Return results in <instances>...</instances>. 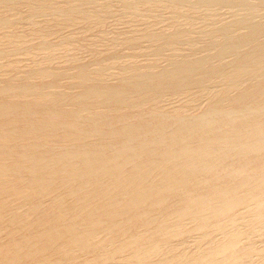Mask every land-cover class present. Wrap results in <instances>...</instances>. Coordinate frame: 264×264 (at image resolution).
<instances>
[{
    "label": "bare ground",
    "instance_id": "obj_1",
    "mask_svg": "<svg viewBox=\"0 0 264 264\" xmlns=\"http://www.w3.org/2000/svg\"><path fill=\"white\" fill-rule=\"evenodd\" d=\"M201 1L203 3H200ZM239 1L244 5L245 0ZM96 2L98 4L101 2V5L99 4L100 8L97 6L96 9L94 8L97 12L92 8ZM214 2L215 0H0V28L4 27L6 29L16 24V26H13V31L22 29V25L18 28L21 24L20 21L18 24V20L26 18L24 15H21L23 14V10L30 13L28 18H31L33 15H38L36 14L38 11L40 15L41 10L44 12L45 10L54 8L51 20L49 19L50 13L46 12V14H43L41 12L46 17L48 14L49 18L46 20L48 23L52 21V25L54 21H61L60 23L62 24L64 20H67L68 24H70L69 21L73 19V22L70 21L71 25L75 20V23L77 21L76 24L79 22V26L82 22L85 24L84 21H87L86 23L89 24L90 22L88 21L92 20V22H95L94 25L96 24L95 26L93 25L95 28L98 27L97 23L99 25L102 24V22L100 23L102 16L103 22L104 17H108L107 15L105 16L107 11L109 13L110 10L111 12L114 10L115 13H118V9L120 11L125 9V14L127 15L129 12L127 9H132V11L130 10L131 13H128V18H131V15H135L136 18L131 19L138 20L137 17L139 18L140 16L143 18L145 15V19L153 16L156 18H154L156 21L152 19L156 22L155 24L165 21L169 26L174 27L172 28L173 31V29L180 30L185 25L194 23L193 19H200V16L193 18L194 13L203 12L204 14L202 15H205L204 11H213L212 9L215 7L220 10H228L236 3L238 4L237 0H219V3ZM263 3L264 0H257L256 2L247 4L246 7L248 11L255 12L260 9ZM91 4L93 5L89 8ZM197 4H201V8ZM113 8H117V12ZM150 8H160L158 10L164 12L163 16H160V12H156L157 9H154L153 12ZM199 8L201 12H199ZM195 10L197 12L192 14ZM102 12H104V15L101 16ZM166 13L168 14L165 15ZM122 15L126 16L124 12ZM16 16L22 18L18 17V19ZM15 17L17 19H14ZM43 18L44 16L40 20H37L36 23L39 26L40 23L38 21L40 22ZM141 19L139 18V20ZM97 20L99 21L96 23ZM27 21L28 19L26 23ZM23 23L24 21L22 20ZM29 23L30 21H28ZM151 23L154 24V22ZM45 24L43 22L42 25L44 26ZM57 24L54 23V25L58 26L59 24ZM92 24L91 28H93ZM63 25L61 27L58 26V28L66 27L67 23H63ZM71 25L68 26L70 27ZM29 26L31 30V27H34L35 24L34 26ZM39 26L37 27L39 28ZM85 26L82 27L85 29ZM240 26L242 25L240 24ZM82 27L80 29H83ZM87 28L89 29H85V33L92 31L90 25ZM47 29L48 31L50 29V32ZM47 29L45 28L44 30L47 32H45L47 35L44 33V36L49 38L48 36L49 33L51 34L52 29ZM56 29L57 27H55ZM77 29L78 27L71 34L76 39L74 31L77 32ZM11 30L12 28L8 32L9 35H7V29L6 31L3 30L5 33L2 31L3 35L0 32V37L2 36L6 39L4 43L2 42L4 45L6 41L12 42L13 40L18 43V39H23L21 43L26 45L28 39L26 41L23 37L27 38L32 34H35L32 36H35L38 41L40 39L38 37H41V42L43 41L42 36L44 31H42L41 36H38L37 34H41L39 29V31L35 29L37 34L32 32L34 30L29 34V32L27 33L29 29L25 28L26 32H20L19 30L17 31L19 33L15 34L16 32H13L10 35ZM159 30H162V28ZM82 32L84 33V31ZM156 35L158 34L156 33ZM251 35L253 36L254 34ZM145 36L148 35L146 34ZM73 37L70 38L68 36L69 41L65 38L63 43H59L61 41L59 40L57 45L52 43L51 49L54 52L51 55L48 53L49 55H47L46 59L48 57L49 59L47 60L43 59L46 55L43 52L45 48L40 49V47L45 46L47 49L48 44L43 45V43H39V53L35 52L38 51L36 50L38 49L36 46L38 45V41L34 40L36 45H32V47L28 46L35 42L28 44V49L25 47L28 50L25 56L27 55L26 57H28L31 53L34 55L31 54L32 58L29 57L31 65L28 69L24 70V74L22 75H19V73L16 75L17 72H14L17 71L15 69H17V65L20 62L15 65V69L11 68L15 61L17 62V60L22 59L21 57H19L20 59H15L16 54L9 53L11 51H7V55H0V60L10 58L7 61L5 60L6 62L2 60L3 63L7 64V66L2 65V67L5 70L7 67L9 71H5V75H0V152L7 154L6 156L0 154V264H264V165L255 168L251 162L242 165L240 161V164L230 166L227 169L220 167V159L224 155L223 152H236L234 155L240 154L239 158L241 154L247 152H253V154L255 152H264V113L261 111L240 113L232 110L201 118H191L177 124L174 129L167 131L165 134L162 133L163 135L160 132L161 136L157 138L145 139L147 137H144V139L138 141L129 139L132 128L131 124L122 127V123H120L122 128H118L120 125L118 127L116 125L117 129L112 128L113 130L105 131L103 128L89 126L93 120L88 125L85 122L82 123L71 118L69 119L64 117L66 115H59L61 112L59 109L74 103L85 104L102 96L101 94L103 93L100 83L102 79L101 71L98 70L93 76L94 81L89 82L88 78L91 75L88 69H86L88 66L85 65L86 67H84L81 59L79 60L77 57V59L72 57V59L75 58L76 65L72 71L71 67L62 69L59 72L54 69L52 65L54 60L55 63L63 61L60 59L61 57H58V53L54 54L56 53L55 51L62 50V48L64 50L69 46L71 48V45L75 47L74 44L77 42H74L75 39L73 40ZM152 37L155 38V36ZM28 38L29 42H32L30 37ZM35 38L31 37V39ZM145 38L144 42L146 41ZM204 38L206 37L204 36L202 40ZM229 38L231 39V37ZM242 38L244 39V37ZM166 39L169 40V43L170 39ZM236 40L238 42L240 39ZM9 42L5 46L7 49L16 46H8L13 44ZM121 42L123 43V41ZM153 42L155 43V41ZM4 45L0 46L4 47ZM228 45H232V43ZM221 46L223 47V45ZM2 49L4 50V48ZM131 49L133 48L131 47ZM236 49L238 48L236 47ZM66 50L64 51L65 53L69 52L70 49L67 48ZM41 51L45 54L44 56ZM34 52L37 54V58ZM69 53L68 56L70 55L69 57H71L72 52ZM8 54H11V57ZM38 56L39 58L43 56L42 61H46L44 62L45 65L42 66L37 62H32L38 59ZM50 57L55 58L50 59ZM56 57L59 59L56 60ZM126 57L129 59L130 56ZM186 59L188 58L186 57ZM240 60H242V57ZM66 61L68 63L69 60L66 59ZM38 62H40V59ZM194 64L196 63L194 62ZM10 65L12 66L10 67ZM22 65L25 64L22 62L19 66L21 67ZM223 66H220V69ZM148 67L151 66L148 65ZM182 68L183 65H178L170 68V70L178 71L181 69L182 71ZM143 69L145 68L136 69V71L132 72L136 74L144 73ZM166 70L162 71L165 72ZM0 71L3 72L2 68ZM129 71L127 70L126 72ZM168 73L170 74V72ZM171 75L173 76V74ZM193 76H196V74ZM245 79L259 82L261 85L264 84V53L254 56L248 61L238 63L231 68H227L221 74L218 84L214 86V89L211 90L206 85H200L199 87H195V92L191 94V88H182V90L180 89L176 93V97H182V95L186 97L190 93L191 98L189 99V95H187V99L199 100V98L206 95L205 93L209 91L214 92L216 90L217 92V90L225 87L238 86ZM197 83L199 82L197 81ZM205 83L207 84V82ZM124 90L125 92L128 91ZM133 90L135 91V88ZM112 92L115 93V91ZM221 92L224 91L222 90ZM255 93L258 94V92ZM214 100L216 99L214 98ZM233 101L231 103H235ZM254 101L256 102V100ZM142 105L140 107L145 109ZM44 106L53 108L52 114L48 115V112H46L45 115L41 113L42 111H36ZM114 106H110V108L114 109ZM132 112L134 111L130 112L129 117H132ZM191 114L189 113L188 115ZM133 117L130 119H133ZM151 119H147V121L151 122ZM102 122L104 121L102 120ZM145 124L142 123V125ZM106 125L108 126V124ZM106 125L105 128L107 127ZM146 129L148 130L147 127ZM147 130L145 131L146 133ZM135 135L138 136L137 134ZM136 136L134 137L136 138ZM120 137L123 138L122 141L115 142L114 139L117 138L118 140ZM106 150H111L109 152H132L131 155H128L129 158L127 155L124 157L127 158L125 161L127 164H123L126 167L121 165L124 160L122 158L123 155L116 157L122 153L114 155L115 158H113L114 156L112 159L110 158L111 162H108L110 163L108 166L91 167L102 152H107ZM145 151L152 153L142 157V153ZM11 152H30V154L31 152H36L37 154H39L38 152L82 153L73 157V159H69V161H65L62 154H59L57 157H51L50 153L48 154L49 156H46V154L30 156L28 154L24 156L25 158H21L11 156ZM87 152L101 153L96 157ZM228 157L231 156L229 155ZM225 160L227 159L225 158ZM120 161L122 162L121 164H119ZM257 161L255 160V162ZM108 163L104 164L107 165Z\"/></svg>",
    "mask_w": 264,
    "mask_h": 264
},
{
    "label": "rangeland",
    "instance_id": "obj_2",
    "mask_svg": "<svg viewBox=\"0 0 264 264\" xmlns=\"http://www.w3.org/2000/svg\"><path fill=\"white\" fill-rule=\"evenodd\" d=\"M238 1V4L236 5H234L233 7H231V8H229L228 10L227 9H225V10H220V9H217L214 5H213V7H215V8H213L212 10L213 11H210V14H209V11L207 12V11H204L205 12V15H202V14H204L203 12H201V4L199 5V4H197V6H200V8H199V12H201V13H194V12H197L196 10L195 11H193L192 12V14L194 13V15H193V18H198L199 16H200V19H198V20H195V19H193L194 20V23H190V24H188V25H185L184 27H182V29H184V30H182V29H180V30H176V29H173V31H172V28H174V27H171V26H169L168 25V23H166L165 21H163V22H160V23H158V24H155L156 22V18L155 17H153V16H147L148 17V19L146 20L145 18H144V16H143V18L145 19H143L142 18V16H140L139 18L141 19V20H139V18L137 17V19L138 20H136V19H134V20H132L133 18H136L135 17V15H129L131 18H128V13H131L130 12V10L132 11V9H127V11H129L128 13H127V15L125 14V12H126V10L125 9H123V10H125V11H120V9H118V13H115L114 12V10H112L113 12H111V10L109 11V13H108V11L105 13V16L107 15L108 17L106 18V17H104V22H103V16L102 15H104V12H102V14H101V16H102V18H101V20H100V23L102 22V24L101 25H99L97 22L99 21V20H97L96 21V23H97V25H98V27H93V25H94V23L95 22H92V20H90V21H88V22H90L89 24H87L86 22L87 21H84L85 22V24H83V22H82V24H80L79 26H78V24H79V22H78V24H76L77 23V21H76V23H75V20H74V23L71 25V22H73L72 20L73 19H71L70 21H69V23L70 24H68V22H67V20H64V22L63 23H67V25H66V27H63V28H60L61 27V25L62 26H64L63 25V23L61 24L60 22L61 21H59V22H56V21H54L53 22V25L51 24V22L52 21H49L50 23H48V21L46 20V19H48L49 17H48V14H47V17H46V15H43V14H46V12H48V13H50L51 14V16H50V20H51V18H52V13H53V11L55 10L54 8H51L50 10L48 9L47 11L45 10L44 12H42L43 10H41L40 11V15H39V11L36 13V14H38V15H33V16H31V18H28V16H29V14L30 13H28V12H26V11H22L23 12V14H21L22 16L24 15L27 19H28V21H30V23L32 22V23H34L35 24V26H34V24H28V21H27V23H26V20L25 19H23L22 17H19V16H16L17 18L19 17V18H22V20L24 21V23L22 24V20H18V24L21 22V24H20V26H18V28L19 27H21V25H22V29L20 30V29H18V30H15V28H14V30L15 31H13V26H16V24L14 25L13 24V26L11 27H8V28H12V32L10 33V35H12L13 34V32L15 33V34H17V33H19V32H17V31H19L20 30V32H26L25 31V28L26 29H29V30H27V33L29 32V34H31V31L32 30H34V31H32V32H37V31H39L41 34L39 35V34H37L38 36H41L42 35V31H44L45 30V28L47 29V28H51L52 30H51V34L49 33V38H47L46 36H44V33L46 32V31H44L43 32V36H42V42H41V37H38V36H36V37H38V39H39V41L37 40V38H35V36H32V35H35V34H32V35H29L28 37H30V40L32 41V42H29V38L27 37H23V38H25L26 39V41H27V39H28V43L26 44V45H24V43H21L22 41H23V39H18V43L16 42V41H12V42H9V43H13V44H11V45H8V46H12V45H16L17 46V44H18V46H17V48H18V50H17V48H16V46H12V47H14V49H12V47L11 48H6L5 46H6V43H8L7 41H6V43H5V45L3 44L4 43V41L6 40V39H4V37H0V45L1 46H3L4 45V47H1V49H0V55L1 54H6V52L7 51H11V52H9V53H11V54H16L15 55V59H20L19 57H21L22 59H20V60H22V61H18L17 60V62L15 61L12 65H13V67H11L12 65H10V67L11 68H14L15 67V65L18 63V62H20L17 66L19 67V68H22V69H20L19 70V68L17 67V69H15V70H17V71H14L15 73L17 72V74L16 75H18V73H19V75H22V74H24V70H26V69H28L29 68V66L31 65L30 64V59H29V57H31L32 58V55H34V54H30V55H28V57H26L25 56V53L28 51V50H26V49H28V47H32V45H36V42L34 41V40H36V41H38L37 42V44L38 45H36L37 47L39 46V43L41 44V43H43V45H47V49H46V47L44 46H42V47H40V49H42V48H45V49H43V52L46 54H44L42 51V53H43V56L45 55V57L43 58V56L41 57V58H39V56H38V59H35L34 61H32V62H34V63H38L39 65H45V63L44 62H46V61H42L43 59L44 60H47V59H49V57L46 59V57H47V55H51L53 52H54V50H52L51 49V44L53 43L54 45H57V43L59 42V40H61L59 43H63L64 42V39L65 38H67L68 36H70V38L71 37H73V35L71 36V34H72V32H73V30H76V28L78 27V31H80V32H76V31H74V36L76 35V37H77V39L76 38H72L73 40L75 39V41L74 42H77V43H75L74 45H75V47H72V45H71V48H70V46L69 47H67L68 49H70L69 50V52L72 54L71 55V57H69L68 56V53L69 52H64V51H67L66 49V46H64L66 49H64L63 50V48H62V50L60 49L59 51H55L56 53H54V54H57L58 53V57L61 59V60H63V61H59V63H55V60H54V63H55V65H54V63L52 64L53 66H54V69L56 70V71H61L62 69H66V68H70L71 69V71L73 70V69H75V67H76V65H75V58L77 57L79 60L81 59V62H82V65H84V67H86V66H88V67H86V69H88V71H89V73H90V75L91 76H89V78H88V81L89 82H92V81H94V79H93V76L95 75V73H97L98 72V70H100L101 71V74H102V79L100 80V83H101V87H102V89H103V93L101 94L102 96H99V97H97L96 99H93V100H91V101H88V102H86L85 104H82V103H74V104H71V105H67V106H65V107H60L61 109H59L61 112L59 113V115H61L62 114V116L63 115H66V116H64V117H67V118H71L72 120H75V121H80V122H85V123H87L88 125H89V123H90V125L89 126H92V127H95V128H100V129H104L105 131L107 130V131H110V129H112V128H114V129H117V127H118V125H120V123H122V127L123 126H125V125H128V124H131L132 126V128H131V134H130V136H129V139L130 140H135V141H138V140H140V139H144V137H147V138H145V139H150V138H157V137H159V136H161V134L162 133H166L167 131H169V130H172V129H174L175 128V126L177 125V124H179V123H182L183 121H185V120H188V119H191V118H201V117H204V116H207V115H212V114H220V113H222V112H227V111H232V110H235V111H238V112H240V113H243V112H246V111H261L262 113H264L263 112V110H264V100H263V98H264V88H263V86H264V84H262L261 85V83H259V82H255V81H251V80H247V79H245V80H243V82L242 83H240V84H238V86L237 85H234V86H230V87H225L226 88V90H225V88H222V89H219V90H217V92H216V90L213 92V91H209V92H207V93H205L206 95H203L201 98H199V100L197 99V100H189L190 98H191V96L189 95L190 93L191 94H193V92H195V90H196V88L195 87H199L200 85H206L207 86V88L208 89H214V86L215 85H217L218 84V81H219V79H220V76H221V74L227 69V68H231L232 66H234V65H236V64H238V63H241V62H245V61H248V60H250L251 58H253L254 56H257V55H261V54H263L264 52V3L261 5V7H260V9L258 10V11H255V12H250V11H248L247 10V4H250V3H253V2H256L257 0H245V3H246V5H245V3H244V5L243 4H241L240 2L241 1H239V0H237ZM101 2H99V4H100ZM200 3H203L202 1L200 2ZM214 3H219V0L218 1H216L215 0V2ZM97 2L96 3H94V5L95 6H92L93 4H91L90 6H89V8H91V6H92V8L94 9H96L97 7H99L100 8V5H99ZM240 4V5H239ZM97 6V7H96ZM245 6V7H244ZM244 9H243V8ZM202 8H203V5H202ZM235 8V9H234ZM95 9H94V11H95ZM113 9H115V8H113ZM151 10H153V12H154V9L155 8H150ZM157 9V8H156ZM155 9V10H156ZM159 10H160V8H158ZM157 9V10H158ZM263 9V10H262ZM92 10V9H91ZM117 10V8L115 9V11ZM151 10H150V12H151ZM156 10V12L157 13H159L160 12V16L162 15L163 16V14H164V12H161V11H157ZM99 11H100V9H99ZM147 11H149V10H147ZM226 11V12H225ZM262 13H261V12ZM43 14H42V13ZM95 12H97V11H95ZM117 12V11H116ZM123 12H124V15H126V16H123L122 14H123ZM209 14H207V13ZM239 12V13H238ZM249 12V13H248ZM108 13V14H107ZM120 13H122V14H120ZM162 13V14H161ZM19 14V15H20ZM151 14H152V12H151ZM168 13H166L165 15H167ZM207 14V15H206ZM233 14V15H232ZM122 15V16H121ZM232 15V16H231ZM235 15V16H234ZM248 15V16H247ZM44 16V18L39 22L38 21V23H40V26H39V24H37L36 22H37V20H40V18H42V17ZM212 16V17H211ZM223 16V17H222ZM14 18V19H17V18ZM146 17V16H145ZM201 17H203V18H201ZM18 18V19H19ZM106 18V19H105ZM155 18V19H154ZM243 18V19H242ZM152 19H154V20H152ZM245 19V20H244ZM106 20V21H105ZM125 20V21H124ZM15 21H17V20H15ZM20 21V22H19ZM235 21V22H234ZM257 21H258V23H257ZM43 22H44V26L42 25L43 24ZM151 22H154V24L153 23H151ZM253 22H254V24H253ZM54 23H58L57 25L58 26H60L59 28H58V26H56V25H54ZM91 23H93L92 24V27L93 28H91ZM226 23H227V25H226ZM17 24V25H18ZM28 24V25H27ZM77 26H76V25ZM153 26H152V25ZM214 24H216V25H214ZM240 24L242 25V26H240ZM248 26H247V25ZM263 24V25H262ZM29 25H32V26H34V27H31V30H30V26ZM68 25H71L70 27L68 26ZM73 25H75V26H73ZM86 25V26H85ZM89 25H90V29H92V31H88L87 33H85L86 31H85V29H89V28H87V27H89ZM96 25V24H95ZM94 25V26H95ZM205 25H207V26H205ZM209 25V26H208ZM220 25H221V27H220ZM237 25V26H236ZM255 25V26H254ZM257 25V26H256ZM29 26V27H28ZM37 26H39V28L37 27ZM41 26H43V27H41ZM85 26V29L83 28V27ZM169 26V27H168ZM197 26H198V28H197ZM203 26H205V27H203ZM224 26V27H223ZM240 26V27H239ZM6 27V26H5ZM35 27H37V28H35ZM41 27V28H40ZM55 27H57V29L59 30V32H58V30L56 29L55 30ZM83 28V29H80V28ZM159 27V28H158ZM212 27V28H211ZM217 27V28H216ZM229 27V28H228ZM232 27V28H231ZM242 27V28H241ZM249 27V28H248ZM261 27V28H260ZM3 28V29H2ZM2 28H0V32L2 33V31L4 30V31H6V29H7V35H9L8 34V32H10V29L8 30V28H4V27H2ZM162 28V30H159V29H161ZM186 28V29H185ZM202 28V29H201ZM211 28V29H210ZM231 28V29H230ZM236 28V29H235ZM260 28V29H259ZM16 29H17V27H16ZM37 31H36V30ZM39 29V30H38ZM213 29H215V30H213ZM219 29H221V30H219ZM235 29V30H234ZM257 29V30H256ZM54 30V31H53ZM134 30V31H133ZM136 30V31H135ZM167 30V31H166ZM187 30V31H186ZM216 30H218V31H216ZM225 30V31H224ZM234 30V31H233ZM242 30V31H241ZM3 31V32H4ZM47 31H48V29H47ZM53 31V32H52ZM82 31H84V33L82 32ZM150 31H151V33H150ZM166 31V32H165ZM172 31V32H171ZM179 31V32H178ZM182 31H183V33H182ZM189 31V32H188ZM229 31V32H228ZM252 31V32H251ZM38 32V33H39ZM48 32H50V29H49V31ZM75 32H76V34H75ZM92 32V33H91ZM129 32V33H128ZM166 34H165V33ZM177 32V33H176ZM195 32V33H194ZM200 32H201V35H200ZM207 32H209V33H207ZM227 32V33H226ZM0 33V34H1ZM5 33V32H4ZM47 33V32H46ZM45 33V34H46ZM79 33V34H78ZM156 33L158 34V35H156ZM192 33V34H191ZM207 33V34H206ZM239 33V34H238ZM248 33V34H247ZM259 33V34H258ZM132 34V35H131ZM148 35V36H145V35ZM172 34V35H171ZM229 34V35H228ZM232 34V35H231ZM251 34H254L253 36L251 35ZM258 34V35H257ZM2 35H3V33H2ZM47 35V34H46ZM68 35V36H67ZM160 35V36H159ZM174 35V36H173ZM181 35V36H180ZM220 35H222V36H220ZM118 36V37H117ZM152 36H155V38L154 37H152ZM175 36H177V37H175ZM184 36H186L185 38H184ZM195 36V37H194ZM206 37V38H204V40H202L203 39V37ZM227 36V37H226ZM233 36V37H232ZM244 37V39L242 38V37ZM262 36V37H261ZM31 37L32 38H35V39H31ZM43 37H44V39H43ZM115 37V38H114ZM140 37V38H139ZM146 37V38H145ZM157 37V38H156ZM163 37V38H162ZM173 37V38H172ZM179 37V38H178ZM198 37V38H197ZM225 37V38H224ZM229 37H231V39L229 38ZM258 37V38H257ZM6 38V37H5ZM144 38H145V42H144ZM166 38H168V39H170V42L168 43V41L169 40H167ZM178 38V39H177ZM181 38V39H180ZM195 38H197V39H195ZM210 38V39H209ZM240 39L238 42H237V40L236 39ZM25 39H24V41H25ZM48 39V40H47ZM69 38H67V40H68ZM152 39V40H151ZM160 39H162L161 40V42H160ZM177 39V40H176ZM185 39V40H184ZM194 39V40H193ZM233 39V40H232ZM251 39V40H250ZM256 41H255V40ZM7 40H9V39H7ZM47 40V41H46ZM67 40H65V41H67ZM77 40V41H76ZM180 40V41H179ZM223 41V43H222V41ZM57 41V42H56ZM69 41V40H68ZM121 41H123V43L121 42ZM153 41H155V43L153 42ZM177 41V42H176ZM194 41V42H193ZM202 41V42H201ZM248 41H249V43H248ZM3 42V43H2ZM35 42V43H34ZM129 42V43H128ZM131 42H133L132 44H130ZM160 42V43H159ZM176 42V44H174ZM210 42V43H209ZM232 43V45H228V44H231ZM243 42H244V44H243ZM255 42H257V43H255ZM15 43H17V44H15ZM30 43H34V44H30ZM158 43V44H157ZM183 43H185L184 45H183ZM196 45H195V44ZM209 43V44H208ZM225 43V44H224ZM237 43H239L238 45H237ZM261 43V44H260ZM3 44V45H2ZM28 44H30V46H28L27 47V45ZM77 44V45H76ZM82 44V45H81ZM143 44V45H142ZM174 44V45H173ZM203 44V45H202ZM208 44V45H207ZM73 45V46H74ZM221 45H223V47L221 46ZM247 45H249V46H247ZM7 46V47H8ZM35 46V47H36ZM113 46V47H112ZM114 46H116V47H114ZM153 46V47H152ZM183 46V47H182ZM200 46V47H199ZM207 46V47H206ZM215 46V47H214ZM220 46V47H219ZM226 46V47H225ZM230 46V47H229ZM242 46H244V47H242ZM258 46V47H257ZM25 47H26V49H25ZM36 47V48H37ZM80 47H81V49H80ZM90 47V48H89ZM93 47V48H92ZM131 47L133 48V49H131ZM155 47V48H154ZM219 47V48H218ZM236 47L239 49H236ZM263 47V48H262ZM2 48H4V50L2 49ZM83 48V49H82ZM92 48V49H91ZM182 48V49H181ZM241 48V49H240ZM16 49V50H15ZM189 49V50H188ZM204 49H205V51H204ZM220 49H221V51H220ZM227 49V50H226ZM252 49V50H251ZM36 50H38V51H35L36 53L38 52L39 53V47H38V49H36ZM46 52H45V51ZM48 50V51H47ZM146 50V51H145ZM151 50V51H150ZM211 50V51H210ZM214 50V51H213ZM235 50V51H234ZM260 50H262V51H260ZM77 51V52H76ZM141 51H142V53H141ZM144 51V52H143ZM188 51V52H187ZM243 51V52H242ZM34 52V53H35ZM80 52V53H79ZM85 52V53H84ZM98 52V53H97ZM174 52V53H173ZM193 52V53H192ZM219 52V53H218ZM230 52V53H229ZM238 52V53H237ZM35 53V55H36V58H37V54ZM49 53V54H48ZM69 53V54H70ZM91 53V54H90ZM184 53V54H183ZM192 53V54H191ZM228 53V54H227ZM246 53V54H245ZM11 54L9 55L10 57H11ZM17 54H19L18 55V58H17ZM27 54V53H26ZM53 54V55H54ZM79 54V55H78ZM80 54H82V55H80ZM97 54H98V56H97ZM183 54V55H182ZM190 54V55H189ZM214 54H215V56H214ZM3 55H1V56H3ZM7 55V54H6ZM40 55V54H39ZM42 55V54H41ZM52 55V56H53ZM182 55V56H181ZM189 57H188V56ZM219 55V56H218ZM230 55V56H229ZM245 55V56H244ZM0 56V57H1ZM51 56V57H52ZM57 56V55H56ZM122 56V57H121ZM126 56H130L129 57V59H127V57ZM167 56H168V58H167ZM177 56V57H176ZM208 56V57H207ZM249 56H250V58H249ZM12 57H14L13 55H12ZM35 57V56H34ZM50 57V59H53V58H55V57H53V58H51ZM58 57H56V60L57 59H59ZM72 57H75V58H73L72 59ZM83 57H85V58H83ZM98 57V58H97ZM114 57V58H113ZM136 57V58H135ZM157 57V58H156ZM175 57H176V59H175ZM186 57L188 58V59H186ZM213 57V58H212ZM221 58V59H219V58ZM241 57H242V60H240L241 59ZM43 58V59H42ZM76 58V59H77ZM156 58V59H155ZM196 58V59H195ZM204 60H203V59ZM208 58V60H206ZM224 58H225V60H224ZM8 60L10 59V58H7ZM7 59H5L6 61H7ZM14 59V58H13ZM14 59V60H15ZM39 59H40V62H38L39 61ZM66 59L67 60H69L68 61V63H67V61H66ZM83 59V60H82ZM101 59H103L102 61H101ZM150 59H151V61H150ZM185 59V60H184ZM2 60L3 59H1L0 61L2 62ZM5 60H3V62H6ZM32 60V59H31ZM38 60V61H37ZM116 60V61H115ZM175 60V61H174ZM184 60V61H183ZM192 60H194V61H192ZM198 60V61H197ZM239 62H238V61ZM73 61V62H72ZM101 62V65H100V62ZM160 61V62H159ZM186 61V62H185ZM192 61V62H191ZM231 61H233V62H231ZM0 62V64H1V68H2V70H3V72H1L0 73V75L1 74H4L5 75V71L7 72V67H6V70H5V68H3L2 67V65H6L7 66V64L6 63H1ZM22 62L25 64V65H22V66H24V67H20L19 65H21L22 64ZM43 62V63H42ZM57 62V61H56ZM126 62V63H125ZM185 62V63H184ZM194 62L196 63V64H194ZM220 62V63H219ZM230 62V63H229ZM34 63H32V64H34ZM73 63V64H72ZM84 63H86V64H84ZM125 63V64H124ZM142 63V64H141ZM149 66H151V67H148V65ZM178 63V64H177ZM180 63V64H179ZM88 64V65H87ZM194 64V65H193ZM211 66H210V65ZM220 64V65H219ZM228 64V65H227ZM61 65V66H60ZM86 65V66H85ZM163 65V66H162ZM178 65H183V68H182V71H181V69L180 70H178V71H173V70H170V68H173V67H175V66H178ZM185 65V66H184ZM215 65V66H214ZM224 65V66H223ZM130 66H132V67H130ZM160 66H161V68H160ZM193 68H192V67ZM196 66V67H195ZM220 66H223V67H221V69H220ZM5 67V66H4ZM9 67V66H8ZM10 67H9V69H10ZM94 67V68H93ZM128 67V68H127ZM134 67V68H133ZM137 67V68H136ZM166 67V68H165ZM207 67V68H206ZM0 68V69H1ZM92 68V69H91ZM126 68V69H125ZM142 68H145V69H143V72L144 73H140V74H136V73H134V72H132V71H136V69L138 70V69H142ZM156 68V69H155ZM166 70V69H169V70H166L165 72H163L162 70H164V69ZM187 68V69H186ZM195 68H197V69H195ZM58 69V70H57ZM13 70V69H12ZM22 70V71H21ZM119 70H121V71H119ZM124 70V71H123ZM127 70H130L129 72H126ZM159 72H158V71ZM220 70V71H219ZM224 70V71H223ZM9 71V70H8ZM10 71H11V69H10ZM91 71V72H90ZM99 71V72H100ZM103 71V72H102ZM152 73H151V72ZM172 71V72H171ZM186 71V72H185ZM194 71H196V72H194ZM200 71H201V73H200ZM213 71V72H212ZM216 71V72H215ZM221 71H222V73H221ZM13 72V74H15ZM149 72V73H148ZM168 72H170V74L168 73ZM183 72H185V73H183ZM199 72V73H198ZM220 72V73H219ZM91 73H93V74H91ZM120 73V74H119ZM188 73V74H187ZM212 74V76H211V74ZM216 73V74H215ZM115 74V75H114ZM117 74V75H116ZM123 74H124V76H123ZM142 74H144V75H142ZM153 74V75H152ZM155 74H157V75H155ZM171 74H173V76L171 75ZM196 74V76H193V75H195ZM202 74V75H201ZM206 74V75H205ZM131 75H133V76H131ZM169 75H171V76H169ZM180 75V76H179ZM126 76V77H125ZM129 76V77H128ZM131 76V77H130ZM161 76H162V78H161ZM169 76V77H168ZM191 76H193V77H191ZM198 76H200V77H198ZM206 76V77H205ZM208 76V77H207ZM214 76H216V77H214ZM1 77V76H0ZM21 77V76H20ZM91 77H92V79H91ZM133 77H135L134 79H133ZM139 77H141L140 79H139ZM164 77V78H163ZM168 77V78H167ZM185 77V78H184ZM197 77H198V79H197ZM217 77H219L218 78V80H217ZM2 78H3V76H2ZM18 78V77H17ZM116 78V79H115ZM138 78V79H137ZM148 78V79H147ZM152 78V79H151ZM192 78V79H191ZM104 79V80H103ZM111 79V80H110ZM123 79V80H122ZM177 79V80H176ZM179 79H181V80H179ZM189 79V80H188ZM195 79H197L196 81H195ZM203 79V80H202ZM205 79V80H204ZM215 79V80H214ZM121 80V81H120ZM128 80V81H127ZM143 80V81H142ZM148 80V81H147ZM155 80V81H154ZM109 81H110V83H109ZM129 81H130V83H129ZM132 81V82H131ZM135 81V82H134ZM177 81V82H176ZM182 81V82H181ZM195 83H194V82ZM197 81L199 82V83H197ZM211 81V82H210ZM213 81V82H212ZM245 81V82H244ZM139 82V83H138ZM142 82V83H141ZM143 82H145V83H143ZM150 82V83H149ZM157 82V83H156ZM179 82V83H178ZM181 82V83H180ZM205 82H207V84L205 83ZM156 83V84H155ZM163 83V84H162ZM166 83V84H165ZM210 83V84H209ZM212 83H214V84H212ZM251 83H253V84H251ZM104 84V85H103ZM106 84H107V86H106ZM109 84V85H108ZM119 84V85H118ZM144 84H145V86H144ZM162 84V85H161ZM174 84V85H173ZM183 84V85H182ZM212 84V85H211ZM244 84V85H243ZM260 84V85H259ZM136 85H139V86H136ZM150 85H152V86H150ZM158 85V86H157ZM161 86V88H160V86ZM170 85H171V87H170ZM186 85V86H185ZM210 85V86H209ZM249 85V86H248ZM106 86V87H105ZM109 86V87H108ZM113 86H114V88H113ZM119 86V87H118ZM123 86V87H122ZM131 86V87H130ZM149 86V87H148ZM174 86V87H173ZM192 86V87H191ZM243 86V87H242ZM257 87V89H256V87ZM130 87V88H129ZM180 87V88H179ZM241 87V88H240ZM259 87V88H258ZM105 88V89H104ZM120 88V89H119ZM122 88V89H121ZM135 88V91L133 90ZM143 88H145V89H143ZM146 88H147V90H146ZM179 88V89H178ZM182 88L183 89H189V88H191L192 90H190V93H186L187 95H189V99H187L186 97H188L187 95H186V97H184L183 95H182V97L181 96H179L178 98L176 97V93L178 92V91H180V89L182 90ZM232 88V89H231ZM237 88V89H236ZM245 88V89H244ZM247 88V89H246ZM124 89H126V90H128V91H126L125 92V90ZM159 89V90H158ZM167 89V90H166ZM231 89V90H230ZM254 89V90H253ZM171 90V91H170ZM175 90V91H174ZM224 91V92H221V91ZM249 90V91H248ZM112 91H115V93H113ZM133 91V92H132ZM156 91V92H155ZM161 93H159V92ZM161 91H163V92H161ZM170 91V92H169ZM173 91V92H172ZM237 91H239V92H237ZM125 92V93H124ZM143 93V95H142V93ZM150 92V93H149ZM155 94H154V93ZM169 92V93H168ZM221 92V94H219ZM232 92V93H231ZM236 92V93H235ZM254 92V93H253ZM255 92H258V94L257 93H255ZM163 93V94H162ZM215 93V94H214ZM224 93V94H223ZM231 93V94H230ZM248 93V94H247ZM123 94V95H122ZM137 96H136V95ZM212 94H213V96H212ZM218 94V95H217ZM228 94H229V96H228ZM235 94V95H234ZM236 94H238V95H236ZM250 94V95H249ZM251 94H252V96H251ZM263 94V95H262ZM142 97H141V96ZM147 95V96H146ZM151 95V96H150ZM158 95V96H157ZM223 95V96H222ZM240 95V96H239ZM244 95H245V97H244ZM107 96V97H106ZM136 96V97H135ZM159 96H160V98H159ZM172 96H173V98H172ZM226 96V97H225ZM228 96V97H227ZM258 97V99H257V97ZM103 99H102V98ZM112 97V98H111ZM122 97H124V98H122ZM134 97V98H133ZM138 97H140V98H138ZM158 97V98H157ZM216 99V100H214V98ZM231 97V98H230ZM240 97V98H239ZM256 97V98H255ZM109 98H111V99H109ZM142 98V99H141ZM229 98H230V100H229ZM260 98H261V100H260ZM120 99V100H119ZM124 99H125V101H124ZM133 99V100H132ZM148 101H147V100ZM157 99V100H156ZM213 99V100H212ZM109 100H110V102H109ZM112 100V101H111ZM132 100V101H131ZM218 100V101H217ZM219 100H220V102H219ZM225 100V101H224ZM235 101V103H231L232 101ZM254 100H256V102L254 101ZM129 101V102H128ZM135 101H136V103H135ZM157 101H158V103H157ZM221 101H222V103H221ZM233 101V102H234ZM92 102H93V104H92ZM135 104H134V103ZM196 102V103H195ZM199 104H198V103ZM215 102H216V104H215ZM218 102V103H217ZM244 102V103H243ZM252 102H254L253 104H252ZM88 103V104H87ZM107 103V104H106ZM188 103V104H187ZM221 103V104H220ZM231 103V104H230ZM239 103V105H237ZM247 103V105H245L244 106V104H246ZM82 104V105H81ZM90 104H92V105H90ZM121 104V105H120ZM123 104V105H122ZM133 104V105H132ZM143 104V105H142ZM148 104V105H147ZM183 104H185V105H183ZM230 106H229V105ZM243 104V105H242ZM114 105H116V106H114ZM143 106L146 110H148V111H146L145 109H142V107H140V106ZM152 105V106H151ZM157 105H159V106H157ZM198 105V106H197ZM224 105V106H223ZM226 105H228V106H226ZM232 105V106H231ZM250 105H252V107H250ZM84 106V107H83ZM94 106V107H93ZM95 106H96V108H95ZM104 106V107H103ZM110 106L111 107H113L114 106V109L113 108H110ZM124 106V107H123ZM132 107V108H130V107ZM150 106V107H149ZM177 106V107H176ZM196 106V107H195ZM210 108H209V107ZM212 106V107H211ZM216 106V107H215ZM226 106V107H225ZM255 106V107H254ZM78 107V108H77ZM83 107V108H82ZM105 107H106V109H105ZM121 107H122V109H121ZM155 107V108H154ZM163 107V108H162ZM178 107H181V108H178ZM223 107V108H222ZM234 107V108H233ZM243 107V108H242ZM246 107V108H245ZM42 108V109H41ZM41 108H39V109H37L36 111H42L41 113L42 114H45L46 112H48L47 114L48 115H50V114H52V112L51 111H53V108H51L50 106H44V107H41ZM86 108V109H85ZM89 108H91V109H89ZM116 108V109H115ZM127 108V109H126ZM149 108V109H148ZM174 108V109H173ZM195 108V109H194ZM207 110H206V109ZM230 108H232V109H230ZM244 108H245V110H244ZM46 109V110H45ZM67 109V110H66ZM71 109H72V111H71ZM105 109V110H104ZM109 109V110H108ZM156 109H157V111H156ZM195 111H194V110ZM212 111H211V110ZM214 109V110H213ZM218 109H219V111H218ZM220 109H222V110H220ZM225 109H226V111H225ZM247 109V110H246ZM66 110V111H65ZM89 110V111H88ZM114 110V111H113ZM127 110V111H126ZM129 110H130V112L131 111H134V112H132L131 113V116L133 117V119H130V118H132V117H129V115H130V112H129ZM160 110V111H159ZM177 110V112H175ZM201 110H202V112H201ZM204 110V111H203ZM86 111V112H85ZM106 112V113H104V112ZM118 111H120V112H118ZM140 111H141V113H140ZM165 111V112H164ZM192 111V112H191ZM64 112V113H63ZM85 113L84 115H83V113ZM88 112V113H87ZM103 112V113H102ZM113 112V113H112ZM123 112V113H122ZM143 112H145V113H143ZM150 112V113H149ZM169 112V113H168ZM174 112H175V114H174ZM180 112V113H179ZM200 112V113H199ZM213 112V113H212ZM39 113V112H38ZM112 113V114H111ZM122 113V114H121ZM137 113H138V115H137ZM160 113H161V115H160ZM173 113V114H172ZM191 114V113H193V114H191V115H188V114ZM76 116H75V115ZM106 114V115H105ZM121 114V115H120ZM125 114V115H124ZM147 114H149V115H147ZM151 114V115H150ZM173 116H171V115ZM180 115V117H179V115ZM46 115V114H45ZM58 115V116H59ZM68 115V116H67ZM110 115V116H109ZM124 115V117H122ZM143 115H145V116H143ZM147 115V116H146ZM160 115V116H159ZM183 115V116H182ZM62 116H60V117H62ZM69 116H71V117H69ZM90 116V117H89ZM101 116H102V118H101ZM109 116V117H108ZM111 116H112V118H111ZM148 116H150V117H148ZM195 116V117H194ZM75 117V118H74ZM94 117V118H93ZM96 117V118H95ZM98 117V118H97ZM152 117H154V118H152ZM157 119H156V118ZM77 118H79V119H77ZM115 118H116V120H115ZM119 118H121L122 120H123V122H122V120L120 121L119 120ZM126 118V119H125ZM149 120V119H151V122L150 121H147V119ZM164 118V119H163ZM166 118V119H165ZM84 119H85V121H84ZM104 121V122H102V120ZM115 121H114V120ZM139 119H140V121H139ZM163 119V120H162ZM175 119H177L176 121L178 122H176V121H174ZM119 120V121H118ZM138 120V121H137ZM162 120V121H161ZM180 120V121H179ZM111 121V122H110ZM128 121H130V122H132V123H130V122H128ZM153 121V122H152ZM174 121V122H173ZM137 122H139V123H137ZM99 123V124H98ZM110 123V124H109ZM112 123V124H111ZM118 123V124H117ZM142 123L144 124V123H146L145 125H142ZM102 125V127H100L101 125ZM106 124H108V126L106 125ZM100 125V126H99ZM105 125L107 126L106 128H105ZM116 125H117V127H116ZM136 126H137V128H136ZM149 126V127H148ZM121 127V125H120V127H118V128H122ZM145 127V128H144ZM146 127L148 128V130L146 129ZM160 128H162V129H160ZM141 131H140V130ZM113 130V129H112ZM147 130V133L145 132ZM154 130V131H153ZM145 132V133H144ZM160 132H161V134H160ZM139 133H140V135H139ZM135 134H137L138 136H136ZM136 136V138L134 137V136ZM146 135V136H145ZM163 135V134H162ZM132 136V137H131ZM149 136V137H148ZM132 138V139H131ZM122 139L123 138H121L120 137V139L118 138V140H117V138L116 139H114L115 140V142H121L122 141ZM113 140V141H114ZM107 152H102V154L101 155H99L101 152H87V153H90V154H92V155H95L96 157L98 156L99 158L98 159H96V161H94L93 162V164L91 165V167H98V166H108L110 163H108L109 161L111 162V160H109L110 158L112 159V157L114 156V155H118V153H122V154H119L120 156H116V157H121V155H123V157L122 158H124V157H126V155H127V157H128V155H131V153L132 152H109V151H111V150H106ZM5 152H0V154L1 155H3ZM26 153V154H25ZM39 154H42V155H44V154H46V156H51V157H57L59 154L61 155H63V160H65V161H69V159H73V157H76L77 155H79V154H81L82 152H38ZM50 153V154H49ZM96 153V154H95ZM126 153V154H125ZM149 153H152V152H143L142 154V157L143 156H145V155H148ZM161 153H164V152H161ZM224 153V155L222 156V159H220V167L221 168H223V169H227V168H230V166L232 167V166H236V165H238V164H240V161H241V163H242V165L243 164H246V163H249V162H251V163H253L254 164V167L255 168H258V167H261V166H263L264 165V154L262 155V153H264V152H255L254 154H253V152H247V153H245V154H241V156H240V158H239V155H234L235 153L233 152H223ZM250 153V154H249ZM252 153V154H251ZM24 154V155H23ZM30 155V156H34V155H39V154H37L36 152H31V154H30V152H11L10 153V155L11 156H14V157H21V158H25L24 156H26V155ZM49 154V155H48ZM124 154H125V156H124ZM140 154H141V152H140ZM231 156V157H228L229 155ZM261 154V155H260ZM5 156L7 155V154H4ZM251 155V156H250ZM260 155V156H259ZM30 156H27V157H30ZM107 156V157H106ZM252 156H254L253 158H252ZM259 156V157H258ZM62 157V156H61ZM131 157V156H130ZM244 157V158H243ZM65 158V159H64ZM113 158H115V156L113 157ZM129 158V157H128ZM225 158L227 159V160H225ZM126 159L127 158H124V160L121 162L120 161V163L119 164H121L122 166H123V164L125 163V164H127L125 161H126ZM246 159V160H245ZM247 160H249V161H247ZM253 160V161H252ZM255 160L257 161V162H255ZM234 161V163H232ZM228 162V163H227ZM259 162V163H258ZM104 163H108L107 165L106 164H104ZM229 163H230V165H229ZM236 163V164H235ZM124 164V165H125ZM228 164V165H227ZM120 165V166H121ZM212 165H213V162H212ZM224 165V166H223ZM259 165V166H258ZM219 166V165H218ZM123 167H126V166H123Z\"/></svg>",
    "mask_w": 264,
    "mask_h": 264
}]
</instances>
